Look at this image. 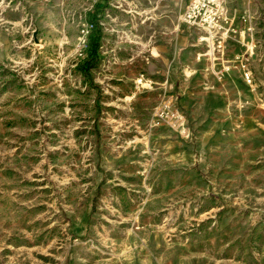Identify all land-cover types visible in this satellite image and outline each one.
<instances>
[{
    "label": "rangeland",
    "instance_id": "rangeland-1",
    "mask_svg": "<svg viewBox=\"0 0 264 264\" xmlns=\"http://www.w3.org/2000/svg\"><path fill=\"white\" fill-rule=\"evenodd\" d=\"M240 1L211 56L188 0H0V264H264V0Z\"/></svg>",
    "mask_w": 264,
    "mask_h": 264
},
{
    "label": "built area",
    "instance_id": "built-area-1",
    "mask_svg": "<svg viewBox=\"0 0 264 264\" xmlns=\"http://www.w3.org/2000/svg\"><path fill=\"white\" fill-rule=\"evenodd\" d=\"M224 0H188L179 21L188 28L197 29L203 33V38L210 48V55L214 56L221 48V41L226 39L229 27H223L221 22L225 19ZM227 22V21H226ZM243 77L249 84L252 83V74L248 71ZM141 80V79H140Z\"/></svg>",
    "mask_w": 264,
    "mask_h": 264
},
{
    "label": "crops",
    "instance_id": "crops-1",
    "mask_svg": "<svg viewBox=\"0 0 264 264\" xmlns=\"http://www.w3.org/2000/svg\"><path fill=\"white\" fill-rule=\"evenodd\" d=\"M241 2V10L244 12L243 13V18H244V22L246 23V24H248L247 22H250V16L249 15H251V13L253 12V10H254V7H253V0H241L240 1ZM233 17H235V15L233 16ZM230 20L232 21V19L230 18ZM240 22V21H239ZM245 24V25H246ZM235 26H237V25H235ZM238 27V26H237ZM234 29H236V27L234 28ZM240 30H242V29H240L239 28V31ZM243 36V34H242V32H241V38H243L242 37ZM186 38H187V36L185 35H182V36H180V39H179V44H181V42H183L184 40H186ZM189 55H190V50L189 51H187V53H186V58H188L189 57Z\"/></svg>",
    "mask_w": 264,
    "mask_h": 264
},
{
    "label": "trees",
    "instance_id": "trees-1",
    "mask_svg": "<svg viewBox=\"0 0 264 264\" xmlns=\"http://www.w3.org/2000/svg\"><path fill=\"white\" fill-rule=\"evenodd\" d=\"M100 29L97 27L95 28V32H94V35L92 36V44H93V48H92V52L90 54H94L96 53V50L98 48V43H99V40H100Z\"/></svg>",
    "mask_w": 264,
    "mask_h": 264
}]
</instances>
